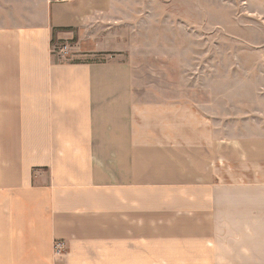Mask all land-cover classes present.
<instances>
[{
  "label": "crops",
  "instance_id": "0c3cea01",
  "mask_svg": "<svg viewBox=\"0 0 264 264\" xmlns=\"http://www.w3.org/2000/svg\"><path fill=\"white\" fill-rule=\"evenodd\" d=\"M131 5L0 0V264H264V112L218 129L131 62L54 53H115Z\"/></svg>",
  "mask_w": 264,
  "mask_h": 264
},
{
  "label": "rangeland",
  "instance_id": "374dc122",
  "mask_svg": "<svg viewBox=\"0 0 264 264\" xmlns=\"http://www.w3.org/2000/svg\"><path fill=\"white\" fill-rule=\"evenodd\" d=\"M130 2L132 20L105 35L115 53L71 56L74 34L53 42L57 58L131 62L138 85L189 97L217 114L218 129L228 124L229 108L251 119L264 112V0Z\"/></svg>",
  "mask_w": 264,
  "mask_h": 264
},
{
  "label": "built area",
  "instance_id": "2783aa9c",
  "mask_svg": "<svg viewBox=\"0 0 264 264\" xmlns=\"http://www.w3.org/2000/svg\"><path fill=\"white\" fill-rule=\"evenodd\" d=\"M53 1H60V2H64V1H66V0H53Z\"/></svg>",
  "mask_w": 264,
  "mask_h": 264
}]
</instances>
